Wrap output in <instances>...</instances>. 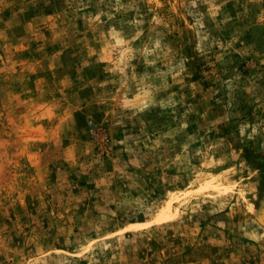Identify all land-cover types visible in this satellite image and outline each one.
Wrapping results in <instances>:
<instances>
[{"label": "rangeland", "instance_id": "rangeland-1", "mask_svg": "<svg viewBox=\"0 0 264 264\" xmlns=\"http://www.w3.org/2000/svg\"><path fill=\"white\" fill-rule=\"evenodd\" d=\"M0 264H264V0H0Z\"/></svg>", "mask_w": 264, "mask_h": 264}]
</instances>
